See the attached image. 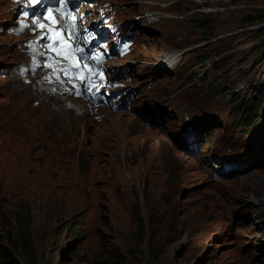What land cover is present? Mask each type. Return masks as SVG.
I'll return each mask as SVG.
<instances>
[{"label":"rangeland","instance_id":"rangeland-1","mask_svg":"<svg viewBox=\"0 0 264 264\" xmlns=\"http://www.w3.org/2000/svg\"><path fill=\"white\" fill-rule=\"evenodd\" d=\"M109 1L135 40L132 53L111 63L126 67L143 99L94 115L85 103L84 114L67 110L55 130L47 110L67 102L15 77L21 40L8 33L10 0H0V248L31 264L29 232L36 264H264V128L243 125L264 94V27L218 39L264 20V0ZM174 52L170 69L162 55ZM229 99L243 103L237 115ZM114 120L115 136H102ZM189 124L203 125L200 142H187L193 159L176 143ZM159 140L192 163L173 157L174 190ZM235 161L250 163L242 173L252 175L259 213L230 197L237 174L221 172Z\"/></svg>","mask_w":264,"mask_h":264},{"label":"snow or ice","instance_id":"snow-or-ice-1","mask_svg":"<svg viewBox=\"0 0 264 264\" xmlns=\"http://www.w3.org/2000/svg\"><path fill=\"white\" fill-rule=\"evenodd\" d=\"M70 0H60V7L56 9L60 13L61 19H64V26L59 27L60 20L57 19L53 13L52 8H47L44 14L36 15L32 17L31 23L42 30V35L37 41H30L29 46L32 51H35V45L39 41H44L41 47L55 53V56L47 57L46 67L52 68V72L49 76L45 77L49 83L53 82V78L56 82L61 85L65 83L67 79L68 83L71 84V88H65L64 91H72L75 89L74 94L78 97H83L85 93H90L92 98L95 99L100 93L99 89L104 87L107 83L104 76V69L100 66L102 63V57L98 55H85V48L81 46H73L74 42L79 35L81 30L87 33L86 29H81L77 24V15L71 9H69ZM32 6H39L43 3V0H29ZM28 5H24L27 7ZM103 14V13H101ZM25 17L29 16L28 12L24 13ZM83 17L80 20L83 21ZM43 20H49L50 24L45 25L42 23ZM29 27L27 23L21 24V29ZM46 30V31H44ZM83 43L86 45L88 43V37L85 35ZM65 45L67 49L65 50ZM127 50V45L124 46L123 51ZM67 61V63H63ZM88 61L95 62V69L88 63ZM83 62V63H81ZM39 66V65H37ZM88 69L90 76L86 77L84 75V70ZM35 71V67L33 68ZM91 76H98V79H91ZM78 78L81 84H76L74 80ZM83 85V88H81ZM110 87H115V83L108 85ZM92 88H96V92L93 93ZM53 92L56 91L55 88L52 89Z\"/></svg>","mask_w":264,"mask_h":264},{"label":"bare ground","instance_id":"bare-ground-1","mask_svg":"<svg viewBox=\"0 0 264 264\" xmlns=\"http://www.w3.org/2000/svg\"><path fill=\"white\" fill-rule=\"evenodd\" d=\"M159 17H160V13H151L150 15H148V18L151 22L157 21ZM133 25H135V23H133ZM130 26L131 25H129V27ZM162 58H163L162 61L166 64V66L168 68L172 69L179 62L180 55H179V53H176V52L167 53V54H163ZM125 69H126V67H124V69H117V70L119 72H125L124 71ZM53 99H55V98H53ZM55 100H56V102L60 101L59 99H55ZM188 100L190 102H194V98L191 96L188 97ZM47 113H48V116L50 117V120L47 117H45V116L44 117L47 119V121L49 120L48 122L52 125L53 129L60 130L61 128L64 127L63 123L65 120V117L69 114V112L67 111V109L65 107H60L58 110H56L54 108H49L47 110ZM144 116L145 117L152 116L150 114V112L146 110L145 107H144ZM153 120L156 121V119H153ZM82 122L88 123V122H91V120L89 118H84L82 120ZM110 123H115V120H114V122H111V121L107 122L108 128L101 134L102 136H104V137L115 136L114 133L117 131V129L115 127L117 125L116 124L110 125ZM69 129H70V127L67 128L66 130H68V132H69ZM202 132H203V125L197 124L194 128V136H195L194 143L200 142ZM122 136H123L122 134H119L118 138H121ZM159 142L161 143L162 154H167V155H170V157H171L170 159H167V158H165L164 155H162L161 160L163 162V169H165L166 184H168V186H170L173 189L176 186V184L178 183V176L175 172L174 164L171 162L173 157L176 155V157L181 159L184 162V164H187L190 167L192 166V163L190 161L184 160L182 157L178 156L177 153L173 154L172 151L169 148H167V146H165L163 141L159 140ZM176 143L183 144L181 141V136L176 137ZM184 145L188 151V156H185V157H187L188 159H193L189 155H193L195 153V149L193 147H190L189 144L184 143ZM125 153L126 152L124 151V154ZM130 156H131V154H130ZM249 165H250V163H242L240 161H235L232 164V169L228 175L237 174V176L235 177L236 188L233 190V194L230 197L233 199L234 203L239 204V205L247 203L248 207L250 209H252V211L254 213L255 212L259 213L258 207L260 204L255 203L256 199H258V192H256L254 194V188L248 184V179L252 175H251V173H248V174L242 173L245 169L248 168ZM261 172H264V169ZM260 174L261 175H258V176L262 177V173H260Z\"/></svg>","mask_w":264,"mask_h":264},{"label":"trees","instance_id":"trees-1","mask_svg":"<svg viewBox=\"0 0 264 264\" xmlns=\"http://www.w3.org/2000/svg\"><path fill=\"white\" fill-rule=\"evenodd\" d=\"M208 21L205 20L202 25H206L205 23H207ZM213 94L218 95L221 94V90L220 89H216L212 91ZM228 97V95L223 96V99H226ZM261 102L257 103L256 106L254 108H250L249 111L247 112V117L245 118V123H243L244 126L250 128L252 131L254 130V132H262V129L264 128V117H261V115H258L260 111L264 112V94L262 93L261 96ZM229 101L232 103L233 106V112L235 113V115L238 114V112L241 111L240 106L243 104L238 100H233V99H229ZM243 114L246 112V106L244 105L242 107ZM236 122V120H235ZM136 219L138 220L139 223V230L138 232L143 235V238L145 236V225H144V221L137 216ZM25 238L23 241V247L24 248V253L27 255L29 263L31 264H36V260H35V256H34V246L33 243L31 242L30 239V234L29 232H25ZM151 239V237H150ZM0 264H22L21 261L10 251L4 248H0ZM99 264H108V263H104V262H99Z\"/></svg>","mask_w":264,"mask_h":264},{"label":"built area","instance_id":"built-area-1","mask_svg":"<svg viewBox=\"0 0 264 264\" xmlns=\"http://www.w3.org/2000/svg\"><path fill=\"white\" fill-rule=\"evenodd\" d=\"M215 13L221 11L222 9L220 7L215 8ZM224 9V8H223ZM264 21L261 23H249L246 26L239 27L236 31L226 32L222 35H219L218 39H223L226 37H230L237 34H247V33H253L256 32L259 28L263 27Z\"/></svg>","mask_w":264,"mask_h":264}]
</instances>
